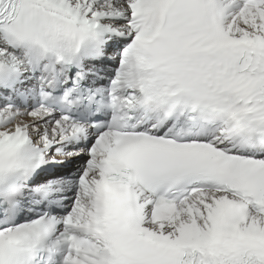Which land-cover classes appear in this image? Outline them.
Listing matches in <instances>:
<instances>
[{"label":"snow or ice","instance_id":"6c2138e0","mask_svg":"<svg viewBox=\"0 0 264 264\" xmlns=\"http://www.w3.org/2000/svg\"><path fill=\"white\" fill-rule=\"evenodd\" d=\"M0 264H264V0H0Z\"/></svg>","mask_w":264,"mask_h":264}]
</instances>
